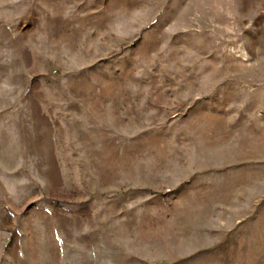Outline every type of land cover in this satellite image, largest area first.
I'll return each mask as SVG.
<instances>
[{
	"label": "rangeland",
	"instance_id": "rangeland-1",
	"mask_svg": "<svg viewBox=\"0 0 264 264\" xmlns=\"http://www.w3.org/2000/svg\"><path fill=\"white\" fill-rule=\"evenodd\" d=\"M0 264H264V0H0Z\"/></svg>",
	"mask_w": 264,
	"mask_h": 264
}]
</instances>
